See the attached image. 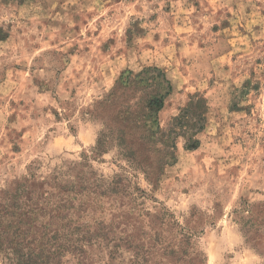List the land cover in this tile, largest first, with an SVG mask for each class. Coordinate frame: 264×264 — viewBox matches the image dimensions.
Returning <instances> with one entry per match:
<instances>
[{"label": "rangeland", "instance_id": "1", "mask_svg": "<svg viewBox=\"0 0 264 264\" xmlns=\"http://www.w3.org/2000/svg\"><path fill=\"white\" fill-rule=\"evenodd\" d=\"M0 33V197L30 170L98 191L126 175L117 194L67 199L66 228L105 234L61 264H264V225L234 211L264 205V0H0ZM145 68L171 84L162 128L205 101L195 143L150 153L155 184L115 148L89 157L103 125L86 110Z\"/></svg>", "mask_w": 264, "mask_h": 264}, {"label": "trees", "instance_id": "2", "mask_svg": "<svg viewBox=\"0 0 264 264\" xmlns=\"http://www.w3.org/2000/svg\"><path fill=\"white\" fill-rule=\"evenodd\" d=\"M171 90V84L161 70L145 68L138 73H121L111 91L86 110L89 117L99 119L103 125L89 157L99 158L115 148L118 157L126 160L123 168L133 171L134 177L142 172L148 182L155 184L159 162L149 158L150 153L161 156V159L169 158L180 133H189L187 139L195 143V132L190 133L189 129L192 126L199 129L203 118L199 109L204 98L195 95L185 111L172 118L167 128H162L158 112ZM192 114L196 115L193 119ZM74 168L75 165L69 166L68 171ZM62 175L59 172L49 179L39 180L30 170L3 191L0 197V253L7 264H61L64 253L80 255L85 243L97 241L105 234L66 228L59 211L67 206V199L81 200L83 196L89 198V194L97 197L119 193L126 175L116 173L100 191L61 187ZM54 199L57 202H53ZM234 211L240 215L237 218L243 227L247 226V232L253 229L252 232L259 235L264 225L262 203L244 201Z\"/></svg>", "mask_w": 264, "mask_h": 264}]
</instances>
